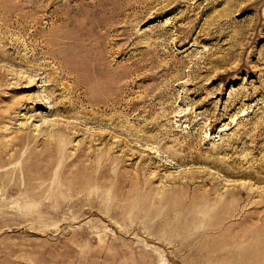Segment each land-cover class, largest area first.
<instances>
[{
    "label": "rangeland",
    "instance_id": "obj_1",
    "mask_svg": "<svg viewBox=\"0 0 264 264\" xmlns=\"http://www.w3.org/2000/svg\"><path fill=\"white\" fill-rule=\"evenodd\" d=\"M44 51L58 52L57 60ZM106 77L122 88L91 89ZM115 92L120 106L102 109ZM132 101L144 110L124 117ZM57 131L60 157L20 171ZM22 132L31 137L9 148L20 150L0 172L44 188L30 195L0 184V264H198L150 234L155 218L182 222L177 235L196 223L180 201L157 202L178 188L185 200L211 197L193 212L229 198L218 226L203 234L223 239L224 250H250L238 262L264 264V0H0V146ZM26 147L37 153L21 155ZM80 153L87 165L103 156L119 162L79 193L101 202L97 212L74 216V207L47 204ZM116 172L125 180L113 203L134 222L100 215L113 194L111 182H101ZM99 236L103 244L93 240ZM220 252L200 264L235 263Z\"/></svg>",
    "mask_w": 264,
    "mask_h": 264
},
{
    "label": "bare ground",
    "instance_id": "obj_2",
    "mask_svg": "<svg viewBox=\"0 0 264 264\" xmlns=\"http://www.w3.org/2000/svg\"><path fill=\"white\" fill-rule=\"evenodd\" d=\"M44 53L47 54L49 57H51L52 60L54 61L55 59L57 60L58 52L56 53V52H51V51L49 52L44 51ZM96 65L97 64H95L94 67H96ZM103 68L105 69V72H110V71L114 72L111 69H107L105 65H103ZM22 75L23 74H21V76ZM27 78H28V81L33 80L31 74L27 75ZM133 81L134 80H132V82ZM96 83L98 84H95V86L91 88L92 90H96V91L101 90V91L108 92L109 87H113V88L118 87L117 90H114V91H118L123 86L121 81H119L118 79H112V78L109 79L108 77L104 78L100 82L97 81ZM107 95L108 96L104 95V98H103L104 105L102 109L104 110L109 109V108L118 107L123 102V97L122 95L119 94V92H115V95H113V93H109ZM143 106L144 105L138 104L137 102L132 101L129 103V106H128L129 110L127 109L123 110L124 112L122 113V115L124 117H128L129 115H132V114L137 115L138 112H140L141 110H144ZM63 134L64 133L62 131H57L53 133L52 135L50 134L51 135L50 138H47L43 143L45 147L43 146L44 148L42 149L41 157H39L37 160L33 162L24 158L21 164L18 166V168H20V171H29V170L37 171V168H39V163L44 162V161H45V167L46 168L50 167V165H52L55 162V160L58 157H60L61 153H60L59 147L62 146L64 142ZM29 137H31L30 134L22 132L16 136L15 140L11 139V143H9L8 145L2 144L0 146V167L6 164L10 156H13L15 153H17L20 150L18 148H14V153L8 154L9 148H11L12 145L15 144L16 142H22V143L25 142ZM36 153L37 151L35 152L34 147H26L24 148V151L21 152L20 154L27 157V156L35 155ZM80 156L81 157L77 158V161H78L77 164H75V166L73 167L65 166L66 168L63 174H61V178H59L53 183L54 187L56 188L51 189L52 192L49 193L51 196L52 204L51 203L47 204L48 206H54L53 209L54 210L56 209L57 211H61L66 205L70 206L72 209L74 207L72 211L73 213L75 212L74 216H77L78 214L80 215L81 212L88 211V210L90 211L94 210V212H97L96 209L101 207V202L97 201V198L95 199L92 197H87L79 193H84L87 184L92 178L91 177L92 175L98 176L96 172H98L100 169L107 168V167L110 168L113 166V164H116L117 162H119V158L117 157L108 158L107 156H103L102 159L100 160L101 162H97V161L91 162L89 165H87L86 163L83 162V158H82L83 155L81 153H80ZM62 158H63L62 159L63 162L69 161V154H66V153L62 154ZM87 167H90L92 170V172L89 174L84 173ZM6 172L7 171L5 169L2 172H0V184H4L7 187V192H9L11 189L13 190L14 188L21 186L24 189L29 188L30 190H34L33 192L32 191L29 192V194L35 195L38 191L44 188V185H42V183L34 182L32 181V178L30 177L29 178L23 177V179L8 178L6 176ZM41 173L42 175H45L47 172L46 170L42 168ZM108 173L112 175V173L110 172ZM124 180H125V174H122L121 172L120 173L116 172L113 177L108 178V180L104 179L101 182V184L105 182H111V184L113 185L112 186L113 190L111 191L113 192V194L109 193L108 198H107V200L111 202V205L109 208L103 209V212L105 214L100 213L101 217L105 219L112 217L113 220L116 218L122 217V218H125L124 220H127L129 222L135 221L136 215L134 216L129 215V214L124 215V212H122V209H120L121 206L119 205L120 207L118 208L117 204L113 203V201L115 202L113 197L117 196L120 191H121L120 193L123 194V191L120 190V186ZM116 188L117 190H115L114 192V189ZM178 189L173 193L167 192L165 197L163 199H157L158 200L157 202L169 204L171 201H180L181 206H179V210L182 211L183 214L192 213L193 214L192 216L197 219L196 223L193 225L188 224V226L190 227L186 226V229L180 232L181 233L180 235L179 234L177 235V234H174V231L180 229V226H183L182 222L170 223L169 221H166L164 219L160 220V218H155L156 220L153 219V224H152L153 234L150 232V234L153 235V239L155 238L157 240H160L163 246L167 244V245H170L171 247L174 246L182 250H187L188 255L187 256L181 255L180 257L182 261H186V262L194 261L200 264L203 261V257L212 258V255H214L216 251H221L220 252L221 257L231 256L232 258L230 259L235 261V263L233 262V264H243L241 260L238 262V259L252 254L250 250L248 251L243 250V249L224 250V248H222L223 239L214 240L212 239L214 235L211 237H208L203 234V232L206 231V229H213L216 227V225L220 221V220H216V217H222L226 214V207L229 206V202H230L229 198L227 199L226 196L224 197L216 196L213 200V203L216 204L215 206H213L212 208H208V207L206 208L202 206V208L197 210V212H193L191 211L192 205L194 204L199 205L202 200H208V199L210 200L211 197L205 196V198L201 200L199 196L193 195V196H190L188 198L190 200L187 199L188 200L187 201L183 199L182 194L180 193L181 189L179 190ZM157 197L158 196H156V198ZM154 199L155 198H153V200ZM151 207L154 210L156 208V205L150 203L149 205L146 206V209L151 208ZM148 218H151V216H149ZM107 220L109 222L111 221L110 219H107ZM116 228L118 232L125 233L129 231V229H131L132 227L128 226L125 228H119V227H116ZM79 231L81 230H78L77 232ZM162 233H166V235H162ZM168 237L169 239L167 240L166 238ZM93 240L95 241L96 244H103L102 242L103 240L100 239V236ZM201 244L206 245V247L203 250L201 248L203 246H200ZM208 246L209 248L206 249ZM194 247L197 248L196 251H193V252L189 251ZM165 254L167 257H169L167 253ZM155 259H157V256L153 255V260ZM244 264H246V261L244 262Z\"/></svg>",
    "mask_w": 264,
    "mask_h": 264
}]
</instances>
